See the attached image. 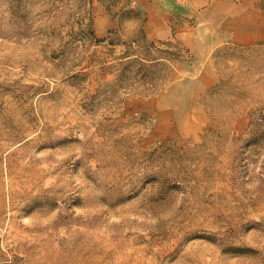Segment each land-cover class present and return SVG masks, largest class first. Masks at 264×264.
Returning a JSON list of instances; mask_svg holds the SVG:
<instances>
[{
  "label": "rangeland",
  "instance_id": "374dc122",
  "mask_svg": "<svg viewBox=\"0 0 264 264\" xmlns=\"http://www.w3.org/2000/svg\"><path fill=\"white\" fill-rule=\"evenodd\" d=\"M0 264H264V0H0Z\"/></svg>",
  "mask_w": 264,
  "mask_h": 264
}]
</instances>
